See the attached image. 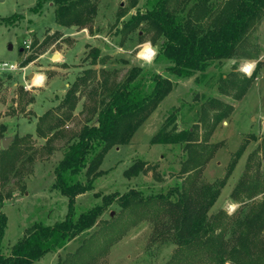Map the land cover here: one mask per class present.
<instances>
[{
	"label": "trees",
	"instance_id": "1",
	"mask_svg": "<svg viewBox=\"0 0 264 264\" xmlns=\"http://www.w3.org/2000/svg\"><path fill=\"white\" fill-rule=\"evenodd\" d=\"M42 1L45 0H37L30 10L39 11ZM49 1L53 4L56 22L63 27L89 25L97 12L98 0ZM188 1L147 0L144 10L137 9L121 25L129 33L143 24L156 46L154 61L164 63L166 74L181 78L196 72L202 74L217 61L237 57L248 32L264 17V0H223L215 6L210 0H192L185 11L183 7ZM22 17L21 13L14 12L1 20L14 24ZM98 52L96 48L91 50L93 62ZM104 58L100 57L99 61L104 62ZM29 60L27 56L20 63L23 66ZM257 64L247 76L221 75L218 90L240 98L255 77ZM122 77L117 82H108L106 77L100 81L104 91L98 105L91 108L94 122L80 126L53 168L52 188L67 197L66 214L53 224L38 221L26 226L21 238L7 252L3 253L0 248V264H35L56 245L88 232L76 250L56 264H91L99 250L95 251L96 239L89 230L111 203L127 214L130 224L148 222L147 244L175 245L171 264H181L183 260L186 264H264V171L260 170L261 159L257 155L264 154V136L247 155L241 176L231 190L230 197L239 203L238 208L231 214L223 210L209 213L247 145L243 142L237 148L221 179L203 180L204 167L217 147L208 137L216 123L232 110L230 104L214 97L200 107L201 124L209 126L202 137L194 127L177 129L173 109L150 138L152 143L180 147V166L170 187L154 194H144L139 189H128L121 194L94 191L92 194L101 198V202L75 212L76 195L91 190L96 177L103 173L100 165L107 150L129 143L139 124L172 87L168 77L139 65L131 66ZM86 82L85 76L77 78L61 101L43 112L39 120L48 118L51 122L45 126V132L40 126L42 122L36 125L41 136L57 134L56 128L71 117L79 87ZM19 140L21 137L15 135L11 144L0 152V246L7 221L1 208L8 197L7 192L2 194L1 187L8 175L17 171L16 162L23 152L20 144L17 146ZM156 168V163L149 165L145 160L136 159L122 173L131 178L150 171L153 177L161 179ZM107 227H114V222L110 221Z\"/></svg>",
	"mask_w": 264,
	"mask_h": 264
},
{
	"label": "rangeland",
	"instance_id": "2",
	"mask_svg": "<svg viewBox=\"0 0 264 264\" xmlns=\"http://www.w3.org/2000/svg\"><path fill=\"white\" fill-rule=\"evenodd\" d=\"M146 1L98 0L92 23L79 28L59 25L49 0L42 1L41 8L36 12L30 9L37 0H0V61L21 65V60L30 56L25 74L20 69H0V152L3 148L1 139L12 137L7 147L15 135L21 137L17 146L20 144L23 151L19 162H16L17 171L13 175L9 174L1 187L2 194L8 193L1 208L7 216L0 246L3 253L21 238L26 226L38 221L53 224L64 217L67 197L52 188L53 168L63 148L80 126L85 122H94L91 108L98 105L104 91L100 81L106 77L108 82H117L133 65L165 75L172 81V87L139 124L129 143L107 150L100 165L103 173L96 177L91 190L76 195L75 212L80 213L101 202V198L92 194L94 191L121 194L128 189H139L144 194H154L170 187L176 180L175 173L180 166V147L152 143L150 138L173 109V123L177 129L194 127L197 135L202 137L209 126L201 124L200 107L211 97L230 104L232 110L216 123L208 137V141L216 143L217 147L204 167L203 180L221 179L237 148L243 142H247V145L209 213L223 210L231 214L238 208L239 203L230 197L231 190L241 176L247 155L264 136V17L260 24L248 32L238 48L237 57L217 61L202 74L196 72L181 78L166 74L163 72L164 63L154 61L156 46L150 41L151 33L145 32L143 24L129 33L122 29V23L132 13L137 9L144 10ZM191 1L184 5L185 11L189 9ZM221 1L210 0V4L215 6ZM14 12L21 13L23 17L14 24L2 22V17ZM22 41H26L28 47ZM93 48L99 51L96 62L91 60ZM145 50L152 54L148 57ZM52 52L61 53V58L50 57ZM102 56L105 57L104 62L99 61ZM257 62L256 75L240 98L218 90L221 75L230 74L231 78L234 75H250ZM245 63L251 65L249 72L243 69ZM29 72L41 75V81L24 88L25 84L30 83L27 79L33 76L27 78ZM83 76L87 82L84 86L81 83L79 87V98L71 117L56 128L57 134L41 136L35 129L42 122L39 117L46 109L57 105L69 85ZM48 122L51 120L47 118L40 124L44 132ZM260 153H257L261 159L260 170L264 171V154ZM136 159L145 160L149 165L156 163L161 179L153 177L150 171L140 172L131 178L125 177L122 171ZM110 221L114 222L112 228L107 227ZM89 231L94 233L96 239L95 251L99 250L91 264L172 262L175 245L170 242L147 244L150 232L148 222L130 224L127 214L116 203L105 207L98 223ZM88 234L56 245L35 264H56L72 254L83 235L87 237ZM181 264L186 262L183 260Z\"/></svg>",
	"mask_w": 264,
	"mask_h": 264
},
{
	"label": "built area",
	"instance_id": "3",
	"mask_svg": "<svg viewBox=\"0 0 264 264\" xmlns=\"http://www.w3.org/2000/svg\"><path fill=\"white\" fill-rule=\"evenodd\" d=\"M22 44L25 46V47H28V44L26 43V41H22ZM152 53L149 54V52L147 50H145V55H147L148 57L151 55ZM27 65H20L19 63H8L6 61H0V69H3V70H6V71H16L17 69H20L22 70V73L25 74L24 70L26 69ZM32 78H29L27 80L30 81L29 84H25L24 85V88H30L31 85H33L34 83H38L41 81L40 77L41 75L39 74H35V73H32Z\"/></svg>",
	"mask_w": 264,
	"mask_h": 264
},
{
	"label": "water",
	"instance_id": "4",
	"mask_svg": "<svg viewBox=\"0 0 264 264\" xmlns=\"http://www.w3.org/2000/svg\"><path fill=\"white\" fill-rule=\"evenodd\" d=\"M20 50H22V48H20ZM57 53H54V55L52 57H55ZM11 136H5L1 139V148H5L6 145L8 144V142L11 140Z\"/></svg>",
	"mask_w": 264,
	"mask_h": 264
},
{
	"label": "crops",
	"instance_id": "5",
	"mask_svg": "<svg viewBox=\"0 0 264 264\" xmlns=\"http://www.w3.org/2000/svg\"><path fill=\"white\" fill-rule=\"evenodd\" d=\"M54 53L55 52H52L51 54H50V57H52L53 55H54ZM57 54H56V56L58 57V58H61V53H59V52H56ZM32 73L33 72H29L26 76H27V78H29L31 75H32Z\"/></svg>",
	"mask_w": 264,
	"mask_h": 264
},
{
	"label": "bare ground",
	"instance_id": "6",
	"mask_svg": "<svg viewBox=\"0 0 264 264\" xmlns=\"http://www.w3.org/2000/svg\"><path fill=\"white\" fill-rule=\"evenodd\" d=\"M243 69L246 71V72H249V70H251V65L249 63H245L243 65Z\"/></svg>",
	"mask_w": 264,
	"mask_h": 264
},
{
	"label": "clouds",
	"instance_id": "7",
	"mask_svg": "<svg viewBox=\"0 0 264 264\" xmlns=\"http://www.w3.org/2000/svg\"><path fill=\"white\" fill-rule=\"evenodd\" d=\"M234 208H235V205L232 206V209H233V210H234Z\"/></svg>",
	"mask_w": 264,
	"mask_h": 264
}]
</instances>
